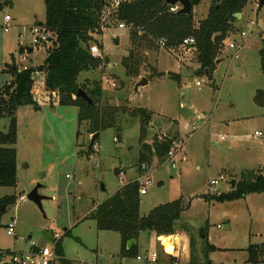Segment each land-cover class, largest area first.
Wrapping results in <instances>:
<instances>
[{"label": "rangeland", "instance_id": "obj_1", "mask_svg": "<svg viewBox=\"0 0 264 264\" xmlns=\"http://www.w3.org/2000/svg\"><path fill=\"white\" fill-rule=\"evenodd\" d=\"M108 1L115 4L120 0ZM257 2L249 3L244 18L238 20L236 30L225 41L211 78L197 73L196 50L162 45L147 56L149 62L139 75L128 77L121 62L129 54L130 29L116 23L106 30L100 41L109 63L81 72L79 83L99 81L102 105L126 106L136 114L120 113V132L115 128L101 131L89 156L86 151L92 134L86 123L78 139L76 107L59 106L56 112L50 106L19 108L18 182L15 187H0V198L16 195L17 200L8 206L0 203V208L5 205L0 211V251H26L31 244L53 248L54 238H61L67 258L120 264V235L98 230L94 220L86 217L96 203L130 179H139V139L145 126L148 142H153L155 135L176 137L177 147L171 159H153L156 168L147 194L141 195L140 210L147 214L157 205L180 199L187 209L177 233L169 236L185 232L192 245L187 249L181 246L177 257L164 250L154 232L145 231L140 234L139 249L143 250L138 253L158 252L157 264H247V247L264 242V193L217 202L210 198L209 182L225 175L229 183H221L219 188L227 193L243 170L264 169V106L255 101L258 90H264L260 54L264 7L259 9ZM210 3L201 0L195 6V17L206 16ZM7 14L12 18L9 32L4 30ZM105 16L108 20L110 13ZM45 17V0H8L3 4L0 88L12 80L9 65L15 62L20 68L32 67L47 56L53 43L35 46L30 31L44 23ZM232 41L239 47L230 48ZM20 46L26 49L22 54ZM143 77L149 83L136 90ZM197 79L204 83L197 86ZM138 108L150 113L149 121H143ZM8 126L9 119L0 118V131ZM256 131L263 135L256 136ZM38 183L42 185L39 194L45 197L43 209L28 198ZM21 195L26 196L25 202L19 201ZM11 223L15 225L14 235L7 232ZM66 229L71 231L69 235ZM209 243L217 248L212 249ZM135 257L122 264H138Z\"/></svg>", "mask_w": 264, "mask_h": 264}, {"label": "trees", "instance_id": "obj_2", "mask_svg": "<svg viewBox=\"0 0 264 264\" xmlns=\"http://www.w3.org/2000/svg\"><path fill=\"white\" fill-rule=\"evenodd\" d=\"M196 6L201 0H192ZM251 0H211L208 14L197 20L194 13L178 15L170 11L166 0H120L109 3L105 0H45L46 17L42 23L51 30L56 39L47 50L42 63L20 68L15 62L7 71L12 80L0 88V118H8L6 131H0V187H15L17 176L18 109L23 106H73L77 108V120L81 127L88 123V132L94 134L109 128L120 132V113L134 116L126 106L102 105L103 88L99 81L92 85L80 84L81 72L98 69L109 63L108 57L94 56L91 46L97 44L105 49L100 41L105 31L125 23L129 31V54L123 57L121 65L128 77L139 75L142 66L148 64L149 54L161 46L166 48L183 47V41L194 38L191 45L196 50L197 73L210 78L216 69L219 54L230 34L236 30V13H244ZM8 0H1L0 10ZM110 13L107 20L106 14ZM24 46L19 52H25ZM262 70L264 72V41L260 49ZM86 90L94 103L89 104L77 97L78 90ZM255 101L264 106V90H258ZM144 122L150 120V113L138 108ZM129 112V113H128ZM153 142L147 141V129L142 127L139 139V164H152L157 158L165 161L169 152L177 147V138L155 135ZM79 153V152H78ZM87 155L91 151H86ZM140 183L130 181L104 202L98 204L91 213L98 230L113 231L121 235L122 255L135 257L138 254L137 241L140 234L152 231L157 236L177 233L178 222L187 207L180 199L155 206L147 214L140 210ZM251 193H264V169H245L235 187L220 195L210 197L217 202L233 201ZM16 195L0 198L6 206L14 204ZM68 235V232L66 233ZM134 240L131 246L129 241ZM214 249V245H209ZM61 264H71L65 258L61 238L55 243ZM247 264H264V243L250 244L247 247Z\"/></svg>", "mask_w": 264, "mask_h": 264}, {"label": "built area", "instance_id": "obj_3", "mask_svg": "<svg viewBox=\"0 0 264 264\" xmlns=\"http://www.w3.org/2000/svg\"><path fill=\"white\" fill-rule=\"evenodd\" d=\"M256 1V0H255ZM258 1V0H257ZM258 4V2H257ZM180 9V6H170V11L177 12ZM12 18L9 14L4 16V30L5 32H9L11 27ZM120 28H125L127 25L125 23L119 24ZM30 31L33 35V44L37 47L41 46L42 44H49L53 43V40L56 39L55 34L49 30L46 25L44 24H37L30 28ZM241 35L244 37L246 36V32L243 31ZM161 45H164L165 43L163 41H160ZM195 44L194 38H187L183 41V47H186L187 49H192L193 47L191 45ZM230 48H236L238 45L235 41H232L228 44ZM239 47V46H238ZM91 52L94 56L100 57L101 59H105L107 56L105 51L101 50L97 44H93L91 46ZM204 83V80H198L196 81V85L200 86ZM256 136L263 135L262 132L256 131ZM176 154V150L172 149L168 157L171 159ZM183 160H186V156H183ZM175 166V164H173ZM156 167L153 166V164H147L143 163L140 166V171L142 173V177L137 179L139 181L141 187H140V194L145 195L147 194V185L152 181L151 176L154 172V169ZM69 176V175H67ZM146 178L145 181L143 179ZM221 183H229V179L226 178L225 175L219 176L217 179H211L209 182V190L212 194L220 195L223 193L219 186ZM27 200L25 195H21L19 197L20 202H25ZM7 232L10 235L15 234V225L13 223L8 225ZM168 237V236H167ZM173 237V236H169ZM59 238L55 239V243ZM172 255L177 256L179 255L178 245H174V250L171 252ZM136 260L139 264H157L160 258V254L158 252H143L138 253L136 255ZM59 259V256L57 255L55 245L53 248L49 246H43V245H37V244H31V246L26 251L21 252H7V251H0V264H53L56 260ZM79 264H91L86 261H81Z\"/></svg>", "mask_w": 264, "mask_h": 264}, {"label": "water", "instance_id": "obj_4", "mask_svg": "<svg viewBox=\"0 0 264 264\" xmlns=\"http://www.w3.org/2000/svg\"><path fill=\"white\" fill-rule=\"evenodd\" d=\"M103 3L105 2V0H102ZM166 4L167 5H170V6H175V5H178L180 6V9L177 11V14L178 15H191L193 13V2L192 0H166ZM264 7V0H258V8L259 9H262ZM235 16L238 18V19H241L242 18V13H236ZM29 51L31 52L32 49L30 48ZM220 60L217 61V63H219ZM149 83V80L146 78V77H143L141 79V81H139V83H137L136 85V90H138V88L140 86H145ZM77 97H82L85 101H87L89 104H93L94 101L93 99L88 95V93L86 92V90L80 88L78 90V93L76 95ZM41 107H36V110H40ZM100 136V132H96L94 134H92V137H91V140H90V143L88 145V150L93 152L94 150V146L96 145L97 143V140ZM43 176V175H42ZM236 185V180H233L232 183H231V187L234 188ZM42 185L40 183H38L31 191L30 193L28 194V198L35 202L37 205H39V207L41 209H43V206H42V200L45 198L44 196L40 195L39 194V188H41ZM5 209V205H2L1 208H0V211H4ZM174 236H179V235H174ZM173 236V237H174ZM202 237H205L204 235ZM134 243V240H131L129 241V244L128 246H131L132 244ZM174 245H178V242H174Z\"/></svg>", "mask_w": 264, "mask_h": 264}, {"label": "crops", "instance_id": "obj_5", "mask_svg": "<svg viewBox=\"0 0 264 264\" xmlns=\"http://www.w3.org/2000/svg\"><path fill=\"white\" fill-rule=\"evenodd\" d=\"M252 2H255L256 3V1L255 0H251ZM210 7V6H209ZM247 9V8H246ZM245 9V10H246ZM208 11H209V9H208ZM193 13H194V15H196V13H195V6L193 7ZM207 14H208V12H207ZM207 14H206V16H207ZM206 16H204L203 18H205ZM244 16H245V11H244V13H242V18H244ZM196 18V17H195ZM203 18H200V19H198V18H196L197 20H201V19H203ZM261 49V48H260ZM105 50V49H104ZM30 52V51H29ZM220 60V59H219ZM218 64V63H217ZM39 107H45V105L44 106H39ZM61 107V106H60ZM35 108V110H36V107H34ZM57 109H59V106H57V107H55V108H53L52 109V112H56L57 111ZM17 164H18V156H17ZM141 172V171H140ZM140 177H142V173L138 176V178H140ZM132 179H135V177L134 178H132ZM132 179H130L128 182H130V181H134V180H132ZM137 179V178H136ZM128 182H126V183H128ZM125 183V184H126ZM125 184H123V185H125ZM122 185V186H123ZM121 186V187H122ZM120 188V187H119ZM118 188V189H119ZM118 189L115 191V192H117L118 191ZM114 192V193H115ZM113 193V194H114ZM112 194V195H113ZM111 195V196H112ZM110 197V196H109ZM109 197H107V198H105L103 201H100V202H98V203H96V205L93 207V210H94V208L98 205V204H100V203H102V202H104L105 200H107ZM92 210V211H93ZM92 213V212H91ZM91 213L86 217V218H89V219H92L90 216H91ZM92 220H94V219H92ZM94 222H95V224H96V221L94 220ZM96 227H97V224H96ZM98 229V228H97ZM8 231V230H7ZM101 231H103V230H101ZM68 232V235L71 233V231L68 229H66V233ZM117 233V232H116ZM119 234V233H118ZM120 235V234H119ZM179 236V242H178V250H180V247L181 246H183V249H187L188 247H189V245H190V247H191V238L189 237V235H187V233H185V232H183V233H180V234H178ZM206 237H207V241H209V235H207L206 234ZM120 238H121V235H120ZM166 238H169V237H164V236H157L156 235V240L158 241V242H160L161 241V244H163V247H164V250L165 251H167L166 250V244H165V239ZM54 239H56V238H54ZM61 241H62V239H61ZM184 241V242H183ZM134 243H135V241H134ZM264 243V242H263ZM137 244H138V251L139 250H143V249H139V239H138V241H137ZM210 244V243H209ZM258 244V243H257ZM259 244H261V243H259ZM211 245H213V244H211ZM43 246H47V245H43ZM214 247L215 248H217L215 245H214ZM5 251H7V252H11L10 250H5ZM14 252H18V251H14ZM19 252H21V251H19ZM65 253V252H64ZM109 257H111V255L109 256ZM65 258L67 259V260H69L70 262H71V264H79L81 261L80 260H78V259H70V258H67L66 257V255H65ZM112 258H113V256H112ZM119 258H120V260H121V262H120V264H122V261L123 260H125V259H128V257L127 256H124V255H122V238H121V249H120V252H119ZM135 260H136V258H134ZM136 262H137V260H136ZM138 263V262H137ZM53 264H61V262H60V259H58V260H56ZM139 264V263H138Z\"/></svg>", "mask_w": 264, "mask_h": 264}, {"label": "bare ground", "instance_id": "obj_6", "mask_svg": "<svg viewBox=\"0 0 264 264\" xmlns=\"http://www.w3.org/2000/svg\"><path fill=\"white\" fill-rule=\"evenodd\" d=\"M174 242H179V237L178 236L169 237V238L165 239L167 252L171 253L174 250Z\"/></svg>", "mask_w": 264, "mask_h": 264}]
</instances>
